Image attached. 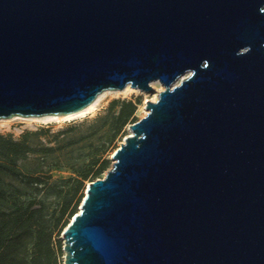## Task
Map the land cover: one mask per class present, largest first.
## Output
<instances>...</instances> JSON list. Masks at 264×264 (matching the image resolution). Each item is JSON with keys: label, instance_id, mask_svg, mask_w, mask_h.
I'll list each match as a JSON object with an SVG mask.
<instances>
[{"label": "water", "instance_id": "95a60500", "mask_svg": "<svg viewBox=\"0 0 264 264\" xmlns=\"http://www.w3.org/2000/svg\"><path fill=\"white\" fill-rule=\"evenodd\" d=\"M152 81L63 264H264V0H0V119Z\"/></svg>", "mask_w": 264, "mask_h": 264}, {"label": "rangeland", "instance_id": "374dc122", "mask_svg": "<svg viewBox=\"0 0 264 264\" xmlns=\"http://www.w3.org/2000/svg\"><path fill=\"white\" fill-rule=\"evenodd\" d=\"M162 88L156 81L148 92L107 89L90 111L69 118H1L0 132L18 138L23 132L29 131L28 140L35 150L17 158L13 163L0 157V162L4 165L0 168V192L5 196L0 197V209L11 208L12 203L17 200L36 198L48 202L49 209L52 210L60 198L54 193L56 189L70 188L73 179L79 178V173L89 168L95 159L108 158L111 164V154L124 136L129 134L128 124L132 121L115 132L112 117L106 110L109 101L117 97H131L134 100L139 98L134 112L137 120L145 114V99L154 100ZM106 170L98 177H102ZM22 175H41L44 183L27 184L21 180ZM88 181L90 180H85V184ZM84 190L85 187L81 190L83 196ZM78 208L79 205L77 211ZM57 238L62 242L61 232Z\"/></svg>", "mask_w": 264, "mask_h": 264}, {"label": "trees", "instance_id": "16d2710c", "mask_svg": "<svg viewBox=\"0 0 264 264\" xmlns=\"http://www.w3.org/2000/svg\"><path fill=\"white\" fill-rule=\"evenodd\" d=\"M138 100L117 97L109 101L106 110L112 117L115 132L135 120ZM29 133L25 131L14 138L0 132V157L13 163L34 151L28 140ZM109 164L108 158L95 159L89 168L79 173V178L73 179L70 188L56 189L54 193L60 198L52 210L48 202L36 198L17 200L11 208L0 209V264H62V242L57 236L77 212L85 180L97 178ZM2 167L4 165L0 162ZM21 180L31 185L44 183L41 175H22ZM0 197H5L2 192Z\"/></svg>", "mask_w": 264, "mask_h": 264}, {"label": "bare ground", "instance_id": "6f19581e", "mask_svg": "<svg viewBox=\"0 0 264 264\" xmlns=\"http://www.w3.org/2000/svg\"><path fill=\"white\" fill-rule=\"evenodd\" d=\"M155 82H156V81H152V82H151V85H153ZM134 89H135V90H138V89H136V88H132L129 84H126V86H125L123 89H120V90H118V91L128 92V91H132V90H134ZM102 93H104V91L101 92V93H99V94L97 95V97H96L91 103H89V104L86 105L85 107H83V108H81V109H79V110H77V111H75V112H71V113H67V114H59V115L30 116L29 118L49 119V120H51V119H54V118H69V117H73V116H76V115L83 114V113H85V112L90 111V110L94 107V105H95L97 99L99 98V96H100ZM145 100H147V99H145ZM144 103H145V102H144ZM143 111H144V113L146 112V109H145L144 105H143ZM12 117L14 118V117H19V116H12Z\"/></svg>", "mask_w": 264, "mask_h": 264}]
</instances>
